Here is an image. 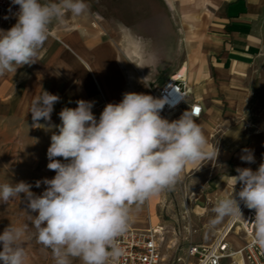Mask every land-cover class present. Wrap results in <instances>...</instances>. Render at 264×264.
Here are the masks:
<instances>
[{"label":"crops","instance_id":"0c3cea01","mask_svg":"<svg viewBox=\"0 0 264 264\" xmlns=\"http://www.w3.org/2000/svg\"><path fill=\"white\" fill-rule=\"evenodd\" d=\"M86 2L89 9L84 14L68 13L63 23L52 22L36 63L18 68L15 74L0 75V133L33 125L30 108L42 91L60 97L51 121L60 119L64 107L75 108L80 99L93 101L92 112L101 113L103 103H119L124 93H137L136 66L123 59L120 46L109 38L123 33L139 38L141 31L159 27L161 35L175 36L177 47L181 37L189 39L186 47L183 43L176 47L172 64L162 63L161 68L173 73L188 69V102L202 105L204 114L196 122L209 145L218 147L219 155L202 165H188L182 179L170 188L174 194L165 189L149 199V206L133 205L128 228L154 226L153 212L161 225L165 213L179 222L177 203L182 213L190 199L179 200L176 191L179 187L184 191L181 182L200 203L198 208L215 206L218 199L230 196L231 176L238 175V167L255 171L264 163V0ZM16 22L0 18V30L7 31ZM133 46L142 54L138 43ZM143 61L140 71L149 68ZM185 111L189 106L171 115L170 121ZM50 122L39 121L43 126ZM245 148L252 150L255 162L241 160ZM235 188L238 192L240 185Z\"/></svg>","mask_w":264,"mask_h":264},{"label":"clouds","instance_id":"9594fccd","mask_svg":"<svg viewBox=\"0 0 264 264\" xmlns=\"http://www.w3.org/2000/svg\"><path fill=\"white\" fill-rule=\"evenodd\" d=\"M12 4L19 5V11L15 25L0 30V75L36 63L52 22L63 23L68 13L80 16L89 9L86 0H12ZM59 100L47 91L36 96L30 108L32 126H43L42 119L50 122ZM165 102L126 92L121 102L106 104L97 120L94 102L77 100L75 108L60 111L59 125H48L58 130L47 149V168L56 174L35 183L37 188L46 185L45 190L36 195L24 181L0 184V203L23 194L33 235L51 250L55 264H73L74 259L81 264H116L123 255L118 238L128 229L132 206L173 187L188 165L217 159L218 147L209 145L194 119L197 111H185L169 121L160 115ZM242 151V161L255 162L252 150ZM236 172L231 176L232 194L218 199L210 223L242 217V202L255 210L252 242L264 250V163L255 171L238 167ZM26 231L27 225L10 224L0 234V264H27Z\"/></svg>","mask_w":264,"mask_h":264},{"label":"rangeland","instance_id":"374dc122","mask_svg":"<svg viewBox=\"0 0 264 264\" xmlns=\"http://www.w3.org/2000/svg\"><path fill=\"white\" fill-rule=\"evenodd\" d=\"M174 27L177 28V24L172 22ZM148 24V23H147ZM149 25V24H148ZM161 29H150L141 31L143 37H133V39L125 35L117 38H109V40L116 42L120 48L123 59L136 66L137 70L130 67L135 71L137 77V86L139 91L137 93L147 92V84H150L151 88L163 85L169 77L173 74L172 69H162V63L172 64V61L177 56L176 47L173 44L176 38L173 34L161 35ZM180 33V29H179ZM189 39L181 37L178 49L181 48V43L186 47V41ZM136 42L141 46L143 64L149 65L143 71L139 68V59L134 57V46ZM175 46V47H174ZM174 47V48H173ZM131 50L130 53L125 54L127 50ZM172 49V50H171ZM261 61L264 63V55L261 57ZM127 62V61H126ZM128 64V63H127ZM179 72L181 77L188 78V69L180 68ZM146 77H149L147 79ZM108 102L103 103V108ZM97 120L101 113H93ZM52 125H59L60 119H56L50 122ZM54 131H58L55 128L49 129L48 125L41 126L40 128L33 127L32 125L25 126L24 129H13L8 133H0V184L8 183L14 184L20 181L27 182L32 185L31 191L36 195H40L46 188V185L41 183L39 188L35 187L36 181L48 178L51 179L55 176V172L47 168L49 163L47 158V149L50 146V137ZM61 162H66L63 158L58 157ZM184 191L182 189L176 191L180 201L187 200L186 197H190L188 200V208H182V213L179 212L180 206L177 203V217L179 218V224L172 218L171 214L165 213L163 225L167 226L170 233L166 235V240L162 246V253L164 256L163 264H173V258L177 256L181 249H186L188 244L184 239L189 238L194 243L202 245L212 244L219 231L226 225L229 217H225L220 223L212 225L210 221L214 218L215 213L212 211L213 207L198 208L200 204L193 197L192 193H186V182H181ZM169 192L174 194L173 189L168 188ZM152 206L154 208L155 202ZM28 212L26 200L21 194L20 197L10 199L8 203H0V234L3 233L6 227L10 224L14 226L27 225V231L24 240V247L27 253V264H55L51 250L45 249L43 245L39 244L35 237V229L32 227L31 222L28 219ZM33 215H35L33 213ZM153 225H161L153 212ZM239 233V229H237ZM234 241V240H233ZM236 241V240H235ZM236 244L240 246V243L236 241ZM0 250H2V244H0ZM73 264H81L78 259L73 260Z\"/></svg>","mask_w":264,"mask_h":264},{"label":"built area","instance_id":"2783aa9c","mask_svg":"<svg viewBox=\"0 0 264 264\" xmlns=\"http://www.w3.org/2000/svg\"><path fill=\"white\" fill-rule=\"evenodd\" d=\"M18 11L19 5L12 4V0H0V18L4 22L17 21L15 14ZM147 88L144 94L166 101L160 112L162 118L170 121L171 115L186 106H189L190 112L197 111L194 117L196 120L204 114L200 103L189 104L188 78L181 77L179 71L173 73L163 85L151 88L147 84ZM149 199L144 201V206H149ZM240 208L242 217H229L212 244H197L185 238L188 246L173 258V264H264V250L252 242L253 230L250 222L254 219L255 210L248 209L242 202ZM167 228L165 225L150 226L148 229L128 228L118 238L123 255L116 264H163L162 246L166 235L170 233ZM239 228L242 229L243 236L237 232Z\"/></svg>","mask_w":264,"mask_h":264},{"label":"bare ground","instance_id":"6f19581e","mask_svg":"<svg viewBox=\"0 0 264 264\" xmlns=\"http://www.w3.org/2000/svg\"><path fill=\"white\" fill-rule=\"evenodd\" d=\"M134 55L136 56L137 59H139L140 61H143L142 54L139 52L137 48H135L134 50ZM239 234L243 236V231L240 228H239Z\"/></svg>","mask_w":264,"mask_h":264}]
</instances>
